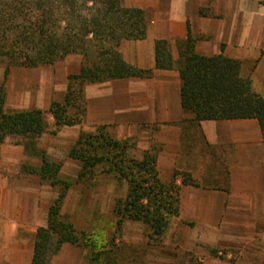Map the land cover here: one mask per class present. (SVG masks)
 <instances>
[{
	"label": "crops",
	"instance_id": "1",
	"mask_svg": "<svg viewBox=\"0 0 264 264\" xmlns=\"http://www.w3.org/2000/svg\"><path fill=\"white\" fill-rule=\"evenodd\" d=\"M261 1L122 0L124 6L146 11L148 29L144 39L123 41L121 53L129 64L153 69V74L86 83L82 122L63 129L70 130V136L59 134L73 143L81 130L109 125L115 137L136 140L131 151L136 158L159 145L163 181L176 170L192 173L200 185L182 186L180 218L195 221L198 264H264V135L256 118L197 121L185 112L179 70L156 67V41H168L177 60L178 41L187 38L190 23L199 37L197 51L241 60V74L250 77L254 91L264 99ZM81 63L80 54H69L44 65L50 68L47 75L45 69L34 71L43 76L21 88L15 110H47L53 101H63L68 76L79 72ZM47 122H55L51 114ZM4 175L0 174V264H32L37 230L47 225L48 188L34 177ZM86 255V249L67 243L51 264H86Z\"/></svg>",
	"mask_w": 264,
	"mask_h": 264
},
{
	"label": "trees",
	"instance_id": "2",
	"mask_svg": "<svg viewBox=\"0 0 264 264\" xmlns=\"http://www.w3.org/2000/svg\"><path fill=\"white\" fill-rule=\"evenodd\" d=\"M261 3L264 5V0ZM147 29L146 11L124 6L122 0H0V61L5 66L0 85V144L14 135L39 137L47 128L44 109H7L13 68L51 65L69 54L82 56L79 72L68 76L64 100L53 101L48 109L55 119L56 133L63 126L82 122L86 83L152 76L153 69L129 64L120 50L125 40L144 39ZM198 40L188 23L187 38L177 44V60L168 41H156V67L179 70L185 112L197 121L256 118L264 135V99L254 91L250 77L241 74V60L224 53L202 54L196 49ZM132 147V140L116 138L109 125H99L93 131H81L68 151L69 157L81 163L78 182L94 179L100 170L114 173L128 184L127 195L114 208L115 233L105 243L93 233L76 230L61 216L72 185L60 177L61 161L44 155L40 167L23 165L25 172L59 188L49 207L47 225L37 230L32 264H51L65 243L89 248V264H117L118 254L111 246L127 220L147 223L150 242L162 244L172 218L180 213L181 185L177 179L181 178L183 185L199 183L190 173L178 171L170 182H163L156 151L146 150L139 160L129 155Z\"/></svg>",
	"mask_w": 264,
	"mask_h": 264
},
{
	"label": "rangeland",
	"instance_id": "3",
	"mask_svg": "<svg viewBox=\"0 0 264 264\" xmlns=\"http://www.w3.org/2000/svg\"><path fill=\"white\" fill-rule=\"evenodd\" d=\"M4 68V63L0 61V85L3 81ZM39 69H45L43 75H47L46 73L50 68L48 66H41L35 70L25 67L13 68L8 80L7 107L10 108V110H15V108H17L21 88L29 87L33 81H38L40 80L38 78L43 76L39 72L35 73ZM34 78L36 79L34 80ZM45 111V120L47 122V118L51 113L48 109ZM79 124L75 125L78 126ZM65 128L67 127L63 126L54 133L53 131L56 129L55 122H53L51 126H48L47 122L46 131L39 137L24 138L18 135L7 137V139L0 144V174L5 172L4 177L7 176L9 179H19L23 176L39 179V181H41L40 185L47 186L48 188L46 198L50 201V207L58 195L59 188L43 181L39 175L25 172L23 170V165L40 167L43 164L44 155L50 160L61 161L62 168L60 177L72 181V185L67 191V195L63 202L61 216L72 222L76 230L80 232L85 231L90 234L93 233L97 236L100 243H105L106 241H110L115 233L116 218L114 215V208L117 201L127 195L128 184L124 179L118 178L116 174L103 173L100 172V170L97 171V175L94 179L87 182H78L77 178L81 169V163L79 164V162H76L80 165L79 169L76 171V166L74 164L76 159L68 156V151L76 140L73 143H68V140H63L66 138L59 137V134ZM95 129L96 127L93 130ZM110 130L112 129L110 128ZM67 131L64 130L62 135L70 136V133ZM45 133L46 136H44ZM113 136L115 137L114 134ZM126 139H130L134 142V147L129 149V155L136 158L131 154V151L137 145L136 140L133 138ZM21 149L24 150L22 151ZM148 149H154L156 151L158 169L160 147L157 144H153ZM136 159H143V156L142 158ZM176 171L186 172L180 170ZM176 171H174L173 174ZM190 174L193 176L192 173ZM171 179L166 182H170ZM179 180L180 183L178 182ZM177 183L180 184L182 188L183 184L181 178L177 179ZM9 194L11 195L10 192ZM13 197L17 198L18 194L13 192ZM181 208L180 191V213L172 218L162 244H152L150 242L151 229L147 223L143 221L127 220L123 225L121 236H118L115 239V245L111 246L118 254L117 264H198L199 259L196 260L195 255V245L198 244L195 239V221L191 219H181ZM78 247L87 250L85 263L89 264L91 250L84 246ZM57 254H55L53 258ZM220 256H225V253H221ZM53 258L51 259V263Z\"/></svg>",
	"mask_w": 264,
	"mask_h": 264
}]
</instances>
